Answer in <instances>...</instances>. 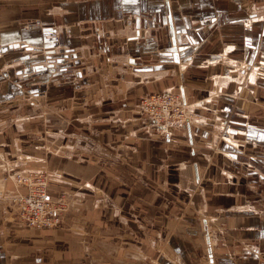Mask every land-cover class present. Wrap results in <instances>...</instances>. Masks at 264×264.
Instances as JSON below:
<instances>
[{"label": "crops", "instance_id": "1", "mask_svg": "<svg viewBox=\"0 0 264 264\" xmlns=\"http://www.w3.org/2000/svg\"><path fill=\"white\" fill-rule=\"evenodd\" d=\"M260 4L264 10V0H54L53 10H91L97 14L89 17L105 23L99 25L108 43L103 53L115 64L125 52L127 66L132 71L135 68L134 77L136 74L142 80L162 78L169 76V69L176 70L177 82L144 85L130 95L174 92L183 101L193 103L194 109L203 115L199 121L161 130L136 111L126 115L124 110L132 106L130 103L103 101L107 98L95 105L91 102L93 106L86 104L84 117L77 115L70 120L80 121L86 132L76 128L69 134V149L75 155L53 157L61 173L59 180L55 179L56 191L65 184L62 175H68L79 178L85 189L116 191L113 199L105 196L115 205L131 207L133 212L127 220L121 215L110 216L107 210L101 216H66L62 222L69 228L80 220L89 224L85 231L81 227L69 233L90 238L87 244L91 253L102 239L98 252L109 254L110 246L104 243L109 244L111 234L115 235L111 226L117 222L118 244L127 237L125 229L133 239V246H119V255L133 249L134 259L128 264H256L259 254L264 257V20L258 22L254 17V6ZM3 6L4 10H30V0H0V10ZM44 8L38 4L37 10ZM131 14L139 16L136 25L125 19ZM143 14L148 15L147 19ZM23 21L0 27V152L3 157L12 156L16 151L14 145L19 142L27 158L44 161L45 154L38 148L41 140H36V136L29 140L27 129L34 121L37 125L43 122L30 113L29 99L39 98L52 76L54 81L63 79L74 84L79 78L84 83L86 80L81 71L70 73L71 70L66 72L62 68L65 60L74 61L76 53L71 54L75 49H69L67 44L61 46L57 39L54 47L63 55L68 50L70 59H59L60 66L49 73L50 77L43 73L46 64L40 55L36 56L38 62L31 65L29 48L40 50L45 40L40 33L31 35L33 29L23 25ZM120 27L131 34L126 38L130 40L126 50L121 32L113 33ZM152 29L156 33L160 30L161 42ZM96 30L100 32L98 37L103 34ZM77 39L80 38L73 42ZM66 41L71 45L72 40ZM150 57L151 65H143L141 58ZM160 59L169 63L158 64ZM179 63L186 65L181 72ZM163 65L167 67L163 69ZM191 67L201 72L187 71ZM227 76L230 80L223 84ZM76 94L80 92L73 93ZM100 94L109 92L103 88ZM70 105L79 109L76 101ZM94 106L101 112L96 118L87 113ZM96 125L102 129L97 135L100 152L92 147L93 129L87 128ZM58 133L61 135L62 130ZM229 137L238 145H231ZM257 146L261 149L254 150ZM146 191L150 198H143ZM146 207L151 208V213L145 211L143 216ZM155 207H165L166 214L155 213ZM195 211L197 218L193 216ZM15 221L9 215L7 203H0V264H27V257L20 259L21 263L14 262L19 254L24 256V251L14 247L13 235L24 236L25 243H29V234L19 230ZM209 221L219 224L215 241L209 235ZM60 233L46 231L43 236L52 237L54 244L59 245L65 242ZM143 236L157 244L154 254L158 257L153 263L142 261ZM66 250L72 254L80 248Z\"/></svg>", "mask_w": 264, "mask_h": 264}, {"label": "rangeland", "instance_id": "2", "mask_svg": "<svg viewBox=\"0 0 264 264\" xmlns=\"http://www.w3.org/2000/svg\"><path fill=\"white\" fill-rule=\"evenodd\" d=\"M5 1V0H3ZM65 2L72 1V0H63ZM76 2H87L89 0H74ZM39 6H45V10H37ZM57 4V3H56ZM56 5H54V0H30V10H4V6L1 7L0 10V27H5L6 25L12 24H20L23 21V25H27V28L33 29L31 32V35H33L35 32L40 33L43 40H45L44 46L37 50V48L30 47L29 48V55L31 56V62L30 64H34L38 62V59L36 56H41L42 61H44L45 68L44 74L47 77H50L49 73L52 72V70L60 66V64H57L60 62L59 59L67 58L70 59V52L67 50V55H63V51L57 49L54 47L55 40L61 41V46L66 45L69 49H75L74 53L76 55L73 58L74 61L70 63V61L63 62L62 68L66 69V72L70 70L73 72L81 71L83 78L86 80L84 81L80 80L77 81L75 84L74 82H68L67 80H60L54 81L53 76L50 78V81L44 84V87L41 90V94L39 98H31L29 99L28 103H30L29 111L31 114H35L39 117L40 121L39 125H37L36 121H34L30 127L28 128V134H29V140L31 136H36L41 140L40 148L44 154H45V160L43 159H30L25 156L23 151L21 150L19 146V142H16L17 145H14L16 148V151H13L12 156H8L7 158L0 152V180H4L5 178H9V174H11L12 171H35L38 173H41L46 181V187L45 191L49 199L55 204L54 208L62 207L64 211L61 213V221L58 226L54 228L49 229H35L31 228L29 224L25 222V220H21L19 216H22V214L19 212L18 204L15 201L16 196L20 193L21 195H25L28 192L27 188H18L15 186L10 179L7 180V182L3 183L0 181V203H7L8 206V212L9 215H11L15 222L17 223L18 229H22V231H25L24 234H29V243L26 242V237L21 235H13L14 238V247H17V250L24 251V256L22 254H19L16 258H19L18 260H14L15 263H21L20 259L23 257L26 258L27 264H117L120 262H125L126 264L133 262L134 255H133V249L130 248L129 251H126L125 254L119 255V246H125L128 248V246H133V239L129 238V234L126 231L127 237L125 238L124 243L118 244L117 236L118 234V223L115 222L111 226V230L115 233V235L111 234L109 244L104 243L105 245H108L110 249L109 254L103 255L100 252V248L102 247V239L99 240L94 247V253H91V247L87 244V240L90 238H86L80 235H76V233H69V231H77L76 228L84 227V231L87 230L89 227L88 223L84 224L85 220H80L77 222V224L74 227L69 228V225H63L62 220L68 215L72 217H79L82 215V213L87 214L90 216L91 214H98L101 216L102 211L107 210L110 214V216H124L127 220L128 218L132 217V208L131 207H124V206H118L112 203V201L108 200V198L105 196V194L112 198L113 194L116 193V191L110 190L108 193H102L101 191H98L97 188L92 189H85L83 184H79L82 182L79 178H71L68 175H62V181L65 180V184L63 186V189L59 190V188L54 187L55 185V179L59 180L60 172L56 169V165L54 164L53 157L59 156V155H70L71 153L75 155V152L69 149V134L71 131H75L76 128H78L82 132H86L85 129H81L85 125L82 124L80 121H73L70 122L71 119L77 117H84V109L86 104H91V102L95 105L96 103H101L102 99H109V100H103V101H111V103H116L120 100V102H128L130 105L135 106H127L124 110V113L126 115L131 114L133 111H136L140 114V105H141V99L143 97L148 96L149 94H156V93H142V94H133L132 91H137L139 87H142L144 85H159L160 82L165 83V85L169 83L177 82L176 78V70L169 69V76L170 74H173L174 77L170 78L168 75L162 76V78H146L142 80V77L140 75L135 77L133 76V71H135V68L132 69L127 66L125 52L124 54H120V58L118 59V62L113 64L112 62L108 61L107 54L103 53L105 45H107V37L105 36L104 32L101 31V28L99 25L105 24L104 21L97 20H91L89 16L93 15L96 16L97 14L92 13L91 10H53ZM260 7V8H259ZM254 8H257L255 11L254 17L258 20V22H262L264 20V10L262 9V5L254 6ZM252 10H250L251 12ZM248 12V10H247ZM131 14V17H127L128 24L136 25L139 19V16H135ZM246 15V11H245ZM87 16L89 18H87ZM143 18L145 17L147 19L148 15L143 14ZM251 23V21H247ZM246 22V23H247ZM14 24V25H15ZM127 24V23H126ZM248 25V24H247ZM0 28V29H1ZM158 28V27H156ZM96 29H99L103 34H100L98 37L97 34L100 32H97ZM151 30V29H150ZM149 30V31H150ZM155 30V29H154ZM153 31V34H157V37L159 38V41L161 42L162 36L160 30L157 31V33ZM148 31V32H149ZM118 32H121V35H123V40L121 41L122 45L125 47L124 50H126V47L129 44V41H127V36H131L130 33L125 32L123 27H120L117 31H114V34H118ZM165 34L166 32L163 31ZM125 35V36H124ZM49 36V37H47ZM77 39L76 42L79 44L77 45L76 42H73V39ZM67 39L72 40L71 45L68 44L66 41ZM123 49V48H122ZM161 49V48H160ZM62 50H65L63 48ZM65 57V58H64ZM134 57V56H132ZM137 58V57H134ZM162 60V59H160ZM141 61L143 65H151L150 62H152V58L150 59H144L141 58ZM139 64H141L140 61L137 60ZM159 62V58H158ZM161 63L158 64H166V62L169 63L167 59H163L160 61ZM186 65L184 63H179V70H181ZM167 66L163 65V69H165ZM140 69V68H139ZM167 69V70H168ZM142 72H145L144 68H141ZM187 71L190 72H201V70L196 69L195 67H191ZM68 72V73H69ZM69 73V74H70ZM135 73V72H134ZM144 78V77H143ZM253 79V78H252ZM251 79V80H252ZM230 77L227 76V78L223 79V84H226L229 82ZM72 83V84H71ZM129 86H132L129 90ZM32 88V85L30 86ZM87 90H85V89ZM89 88L91 91H89ZM104 88L106 92H109L108 95L100 94L101 90ZM159 87H157L158 89ZM80 91H76V90ZM125 90H129L125 93ZM124 91V93L122 92ZM75 92H80V95H73ZM154 92V91H153ZM159 93L167 92V91H158ZM174 93V92H172ZM177 95V93H174ZM72 97V100L70 98ZM76 101L77 107L79 109H75V106L70 105L71 102ZM185 103L189 106V103L185 101ZM71 106H73V109H70ZM93 106V105H90ZM112 107V105H110ZM190 110L195 108V105L192 103L189 107ZM88 114H93V117H99L101 112L98 110L96 111V108L94 106L93 110H88ZM189 114H194L195 116L203 118V115L198 110H192ZM34 115V116H35ZM143 115V114H142ZM36 117V116H35ZM34 117V118H35ZM200 119V120H201ZM45 120V122H44ZM64 122L62 125L58 123V121ZM198 121V120H197ZM191 123L195 121H190ZM189 123V122H187ZM97 127H91L87 126V128L93 129V149L95 151H101V141H98V132L101 131V125H96ZM2 128H0L1 131ZM59 130H62V133H58ZM132 131V130H131ZM100 133V132H99ZM112 135V133H111ZM60 136L62 138H60ZM100 139V138H99ZM60 140V141H59ZM231 145L237 146L235 140H231V138H228ZM38 143V142H36ZM253 143V142H250ZM84 145V144H82ZM245 146V144H244ZM261 148L259 146L255 147L254 150H260ZM1 156L3 160H1ZM9 172V173H8ZM60 173V174H59ZM8 174V175H7ZM85 181V180H83ZM88 182V181H87ZM86 182V183H87ZM63 184V183H62ZM57 192V193H56ZM143 198L147 197L150 198V192H143ZM51 195L55 196L54 198L51 197ZM113 199V198H112ZM171 208V207H170ZM170 208H167L168 210ZM142 214L144 216V212L146 211L147 214L151 213V208L146 207L143 208ZM155 213H158V211H161L162 213L166 214V208L165 207H155L153 208ZM186 208L182 209V213L185 214L186 211H184ZM170 212V211H168ZM178 212L181 213L180 208H178ZM175 216H177L175 213ZM194 217L197 218L198 214L195 211V214H193ZM146 219V218H145ZM143 219V220H145ZM23 221V222H22ZM146 221H149L147 219ZM15 223V224H16ZM149 224V223H148ZM215 221H209L208 224V231L209 235L212 240L215 241V232L218 230V226ZM63 227V228H62ZM126 228H128L126 226ZM216 229V230H215ZM28 230V231H27ZM46 231H61L59 236H65V242L62 244V242H59V245H55V240L51 238H47L43 236V233ZM68 231V232H66ZM16 232V231H15ZM124 233V232H123ZM118 234V235H117ZM220 234V233H218ZM58 236H56L57 238ZM67 237V239H66ZM44 240L43 243L40 241ZM63 240V239H62ZM64 241V240H63ZM106 242V241H105ZM142 248H141V257L142 261H150L154 262L153 260L157 259L158 255L155 253V247H157V244H153L149 238L142 237ZM163 246V245H160ZM79 247L80 250L76 253L69 254V250L65 251L66 249H72ZM61 248V250L59 249ZM61 252L60 254H54V252ZM201 257L204 254H199ZM207 259V254L205 251L204 255ZM256 264H259L261 261H264V257L260 254L257 256ZM175 258V257H174ZM204 259L203 261L205 262ZM136 260L138 258L136 257Z\"/></svg>", "mask_w": 264, "mask_h": 264}, {"label": "built area", "instance_id": "3", "mask_svg": "<svg viewBox=\"0 0 264 264\" xmlns=\"http://www.w3.org/2000/svg\"><path fill=\"white\" fill-rule=\"evenodd\" d=\"M141 113L150 119L161 130L168 129L171 125L184 124L190 121H199L201 117L189 114V106L180 96L172 92L149 94L141 99ZM1 160H3L1 156ZM9 178L0 180L3 183L8 179L18 188H27L25 195L20 193L15 201L18 204L20 219L25 220L31 228L49 229L59 225L61 221L62 207L54 208L55 204L46 194V181L41 173L35 171H9ZM8 172V173H9ZM8 175V174H7ZM23 222V221H22ZM259 264H264L261 261Z\"/></svg>", "mask_w": 264, "mask_h": 264}, {"label": "bare ground", "instance_id": "4", "mask_svg": "<svg viewBox=\"0 0 264 264\" xmlns=\"http://www.w3.org/2000/svg\"><path fill=\"white\" fill-rule=\"evenodd\" d=\"M177 48V47H176ZM176 54V53H175Z\"/></svg>", "mask_w": 264, "mask_h": 264}]
</instances>
